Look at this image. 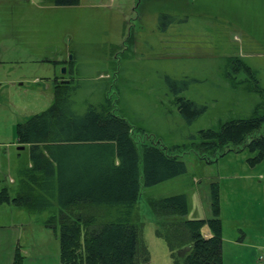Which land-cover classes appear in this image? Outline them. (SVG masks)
Listing matches in <instances>:
<instances>
[{"label": "rangeland", "instance_id": "rangeland-1", "mask_svg": "<svg viewBox=\"0 0 264 264\" xmlns=\"http://www.w3.org/2000/svg\"><path fill=\"white\" fill-rule=\"evenodd\" d=\"M44 5L42 0H0V92L8 97L0 96V188H15L9 176L17 177L18 167L29 161L28 149L14 145L16 125L53 104L55 80L62 76L75 86L70 101L76 111L82 114L108 99L112 112L133 127L139 151L142 144L159 143L186 164L184 174L145 187L139 163L135 206L147 264H167L168 259L149 201L184 194L187 219H210L212 184L218 186L222 237H244L262 249L264 160L250 164L253 155L246 148L220 155L222 150L213 154L195 146L201 130L248 117L261 101L249 86L264 92V0ZM156 7L157 19L146 17ZM45 56L51 60L41 62ZM239 64L255 75L237 70ZM179 98L206 110L189 123L178 108ZM97 209L93 213H108ZM21 210L38 218L49 214ZM3 211L2 221L10 217L5 203L0 204Z\"/></svg>", "mask_w": 264, "mask_h": 264}, {"label": "trees", "instance_id": "trees-1", "mask_svg": "<svg viewBox=\"0 0 264 264\" xmlns=\"http://www.w3.org/2000/svg\"><path fill=\"white\" fill-rule=\"evenodd\" d=\"M49 2L75 6L79 0ZM240 67L255 75L243 64L237 70ZM57 80L53 104L16 125V141L28 149L29 161L18 167L15 188H0V204L47 211L45 225L58 236L60 264H147L135 206L139 163L145 187L184 174L186 164L159 143L142 144L139 151L133 127L112 112L108 99L79 113L70 101L73 82ZM249 89L261 98L250 115L201 130L196 148L213 154L222 150L220 155L246 148L253 155L250 164L264 160V92L256 86ZM177 100L189 123L206 110L191 100ZM210 198V219H187L184 194L149 201L155 232L164 240L172 264H223L217 184L211 185ZM97 208L108 213H93Z\"/></svg>", "mask_w": 264, "mask_h": 264}, {"label": "crops", "instance_id": "crops-1", "mask_svg": "<svg viewBox=\"0 0 264 264\" xmlns=\"http://www.w3.org/2000/svg\"><path fill=\"white\" fill-rule=\"evenodd\" d=\"M20 1L30 2V0ZM42 1L46 3V5L41 7L42 9L48 8L51 4L49 0ZM225 1L236 2V4L241 3V0ZM150 12L148 11L149 14L146 17L157 19V7ZM63 56H65V51ZM56 58L58 62L59 59L58 57ZM39 60L41 62H49L51 59L45 56ZM64 78L57 79L64 82ZM0 96L8 98L7 94H2L1 92ZM14 145L20 146L16 140ZM9 181L12 184H16L17 177L9 176ZM7 207L10 214L9 218L2 221L6 213L4 211L0 212V264H60L58 236L52 228L45 225V220L48 216L46 218L43 216L38 218L29 213L25 214L21 208L8 204ZM204 233L208 235L207 230ZM222 241L223 264H264L258 260V256L264 253V247L260 249L257 246L258 242L247 241L244 237L243 239H225L222 237ZM166 248L162 252L163 256L168 255L167 264H172Z\"/></svg>", "mask_w": 264, "mask_h": 264}, {"label": "built area", "instance_id": "built-area-1", "mask_svg": "<svg viewBox=\"0 0 264 264\" xmlns=\"http://www.w3.org/2000/svg\"><path fill=\"white\" fill-rule=\"evenodd\" d=\"M258 260L264 263V253L258 256Z\"/></svg>", "mask_w": 264, "mask_h": 264}, {"label": "water", "instance_id": "water-1", "mask_svg": "<svg viewBox=\"0 0 264 264\" xmlns=\"http://www.w3.org/2000/svg\"><path fill=\"white\" fill-rule=\"evenodd\" d=\"M61 72L64 74L65 73V68H62ZM18 149L19 150H23L24 146H19Z\"/></svg>", "mask_w": 264, "mask_h": 264}]
</instances>
